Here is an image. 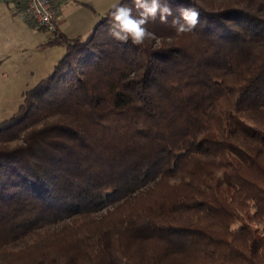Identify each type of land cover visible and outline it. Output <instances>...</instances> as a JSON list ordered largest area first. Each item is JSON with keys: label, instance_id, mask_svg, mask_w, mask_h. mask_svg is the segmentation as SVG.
<instances>
[{"label": "trees", "instance_id": "1", "mask_svg": "<svg viewBox=\"0 0 264 264\" xmlns=\"http://www.w3.org/2000/svg\"><path fill=\"white\" fill-rule=\"evenodd\" d=\"M169 3L196 29L47 40L0 121V264H264V0Z\"/></svg>", "mask_w": 264, "mask_h": 264}, {"label": "rangeland", "instance_id": "2", "mask_svg": "<svg viewBox=\"0 0 264 264\" xmlns=\"http://www.w3.org/2000/svg\"><path fill=\"white\" fill-rule=\"evenodd\" d=\"M53 35L30 23L14 3L0 0V121L18 109L24 92L49 74L64 54L65 45L47 43Z\"/></svg>", "mask_w": 264, "mask_h": 264}, {"label": "clouds", "instance_id": "3", "mask_svg": "<svg viewBox=\"0 0 264 264\" xmlns=\"http://www.w3.org/2000/svg\"><path fill=\"white\" fill-rule=\"evenodd\" d=\"M133 8L138 14H133ZM179 13V16L174 15L169 0H132L131 7L116 0L111 5L109 35L124 44L131 42L138 46L153 35L148 28L150 22L159 20L167 24L170 17L171 26L177 34L195 30L200 23V12L196 8L188 7L180 9Z\"/></svg>", "mask_w": 264, "mask_h": 264}, {"label": "crops", "instance_id": "4", "mask_svg": "<svg viewBox=\"0 0 264 264\" xmlns=\"http://www.w3.org/2000/svg\"><path fill=\"white\" fill-rule=\"evenodd\" d=\"M58 5L59 19L57 32L68 38L87 36L95 22L109 9L116 0H55ZM84 5L89 7L84 8ZM80 16H75L77 13ZM84 14V16H83ZM74 21V25L70 22Z\"/></svg>", "mask_w": 264, "mask_h": 264}, {"label": "built area", "instance_id": "5", "mask_svg": "<svg viewBox=\"0 0 264 264\" xmlns=\"http://www.w3.org/2000/svg\"><path fill=\"white\" fill-rule=\"evenodd\" d=\"M22 5L21 12L34 25L55 32L59 19L55 0H1Z\"/></svg>", "mask_w": 264, "mask_h": 264}]
</instances>
